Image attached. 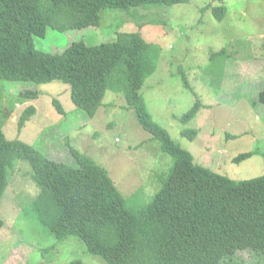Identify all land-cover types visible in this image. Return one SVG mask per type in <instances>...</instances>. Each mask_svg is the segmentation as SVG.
Returning <instances> with one entry per match:
<instances>
[{
	"label": "rangeland",
	"instance_id": "obj_1",
	"mask_svg": "<svg viewBox=\"0 0 264 264\" xmlns=\"http://www.w3.org/2000/svg\"><path fill=\"white\" fill-rule=\"evenodd\" d=\"M221 6L225 12L218 19L214 9ZM154 7L146 21L132 10L104 8L98 25L65 31L48 28L44 36L36 37V47L59 52L73 41L99 44L116 40L119 32L140 29L159 54L156 69L140 89L152 119L196 163L236 180L262 175L264 104L255 101L264 85V0H190ZM222 48L228 53L224 66L222 56L212 58ZM23 89L38 96H23ZM196 101L195 115L183 122V114ZM124 104L121 94L108 89L97 113L89 118L73 104L67 83L0 78V130L7 139H19L71 166L77 165L71 148L84 154L107 170L135 210L153 198L173 158ZM31 106L34 113L19 126V116ZM186 129H195L197 135L183 136ZM249 151L254 155L234 162L238 154ZM38 190L29 163L15 160L0 199V264H72L74 260L108 264L75 235L56 240L34 210ZM240 256L248 259L250 254Z\"/></svg>",
	"mask_w": 264,
	"mask_h": 264
},
{
	"label": "trees",
	"instance_id": "obj_2",
	"mask_svg": "<svg viewBox=\"0 0 264 264\" xmlns=\"http://www.w3.org/2000/svg\"><path fill=\"white\" fill-rule=\"evenodd\" d=\"M189 1L0 0V78L67 83L73 104L89 118L97 113L108 89L119 93L125 100L123 108L132 109L141 127L173 158L153 198L133 210L107 170L89 157L71 148L77 165H67L19 139H7L0 130V199L8 186V170L15 160H26L39 188L32 204L40 223L59 242L75 235L108 264H238L239 260L264 264V173L242 180L218 174L196 163L152 119L140 89L156 69L159 54L140 29L119 32L116 40L99 44L73 41L59 52L36 47V37L44 36L48 28L65 31L98 25L99 13L107 7L132 10L146 21L154 6ZM224 12V6L214 9L218 19ZM221 56L224 66L227 50L212 53L213 60ZM21 95L38 93L23 89ZM255 102L264 104V85ZM198 108L196 101L182 121H189ZM33 113V106L23 111L19 126ZM181 133L189 138L197 135L195 129ZM252 155L253 151L243 152L233 160L239 163ZM2 224L0 218V228ZM242 253H249V258L241 259Z\"/></svg>",
	"mask_w": 264,
	"mask_h": 264
}]
</instances>
